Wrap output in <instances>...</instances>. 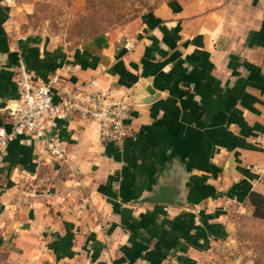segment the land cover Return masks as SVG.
Here are the masks:
<instances>
[{
	"label": "crops",
	"instance_id": "0c3cea01",
	"mask_svg": "<svg viewBox=\"0 0 264 264\" xmlns=\"http://www.w3.org/2000/svg\"><path fill=\"white\" fill-rule=\"evenodd\" d=\"M7 1L10 106L22 65L47 79L69 64L72 83L135 96L122 146L76 117L58 121L66 163L29 134L0 150V264H209L264 165V0H171L73 49L15 36ZM12 121L0 109V128ZM159 188L174 200L143 202Z\"/></svg>",
	"mask_w": 264,
	"mask_h": 264
},
{
	"label": "rangeland",
	"instance_id": "374dc122",
	"mask_svg": "<svg viewBox=\"0 0 264 264\" xmlns=\"http://www.w3.org/2000/svg\"><path fill=\"white\" fill-rule=\"evenodd\" d=\"M171 0H8L15 36L55 38L73 49L133 22ZM250 198L232 206L229 233L217 243L209 264H264V165Z\"/></svg>",
	"mask_w": 264,
	"mask_h": 264
},
{
	"label": "built area",
	"instance_id": "2783aa9c",
	"mask_svg": "<svg viewBox=\"0 0 264 264\" xmlns=\"http://www.w3.org/2000/svg\"><path fill=\"white\" fill-rule=\"evenodd\" d=\"M64 71L72 74L75 68L63 65L47 79L39 78L25 65L19 68L18 96L11 106H6L13 121L10 129L0 128V150L18 136L29 134L45 144L53 159L66 163L68 145L60 136L58 121L76 117L97 121L102 142L123 145L131 135L128 119L133 101L129 94L103 89L97 77L72 83ZM258 140L262 143L264 137Z\"/></svg>",
	"mask_w": 264,
	"mask_h": 264
},
{
	"label": "water",
	"instance_id": "95a60500",
	"mask_svg": "<svg viewBox=\"0 0 264 264\" xmlns=\"http://www.w3.org/2000/svg\"><path fill=\"white\" fill-rule=\"evenodd\" d=\"M4 66H5V62L3 59L0 58V75L2 73ZM0 89H1V87H0ZM148 91L152 95L151 98H153L155 96L154 89L152 87H148ZM129 96L132 99V97L135 95L129 93ZM150 101H151V99H150ZM7 104H8L7 99L4 98L2 92L0 91V109L6 108ZM171 197L172 196H170L169 194L167 195L165 193V190L162 192V189L160 190V188H159L158 192L153 193L152 195L145 197L143 199V202H170L171 200H174V197H172L173 199H171Z\"/></svg>",
	"mask_w": 264,
	"mask_h": 264
}]
</instances>
